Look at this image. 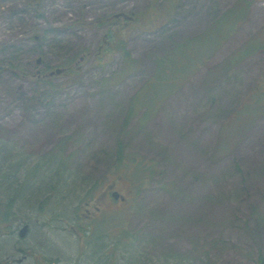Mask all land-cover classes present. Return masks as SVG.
I'll list each match as a JSON object with an SVG mask.
<instances>
[{
    "label": "rangeland",
    "instance_id": "1",
    "mask_svg": "<svg viewBox=\"0 0 264 264\" xmlns=\"http://www.w3.org/2000/svg\"><path fill=\"white\" fill-rule=\"evenodd\" d=\"M155 1L0 0V155L16 162L25 158L24 173L63 143L69 159L61 182L45 175L53 174L56 163L29 176L21 190L27 199L15 207L19 220L12 223L13 232L0 231V264H94L98 256L80 238L76 215L94 227L109 210L112 225L125 224L133 235V250L142 260L157 255L169 264H259L264 259V107L255 108L259 117L246 128L228 125L244 111L264 72V52L231 70L226 63L256 35L264 37V0L251 2L235 34L151 121L141 127L136 117L125 129L130 103L155 75V61L170 36H201L241 0H180L164 31L138 30L130 37L133 67L127 70L123 54L105 55L107 31L118 25L108 26L105 19L135 14ZM98 20L104 25L86 26ZM70 61L81 71L75 79L56 75L50 79L54 89L37 79ZM215 71L219 75L206 81ZM210 82L214 86L208 87ZM231 137L221 156V142ZM119 141L128 158L159 165L138 198L129 178L116 172ZM109 189L128 201L115 202L110 194L97 199ZM48 195L49 202L39 207ZM122 211L126 220L119 223L114 212ZM26 224L30 231L22 239L18 232Z\"/></svg>",
    "mask_w": 264,
    "mask_h": 264
},
{
    "label": "trees",
    "instance_id": "2",
    "mask_svg": "<svg viewBox=\"0 0 264 264\" xmlns=\"http://www.w3.org/2000/svg\"><path fill=\"white\" fill-rule=\"evenodd\" d=\"M179 1L180 0H169L166 4L162 3L158 5L159 1L156 0L149 7L135 14H124L119 18L112 15L106 18L105 20L108 22V26L116 22L118 25L115 29H109V31H107V36H105L106 38L103 41L106 43L105 55L108 56L115 53L123 54L124 58L128 61L127 70L132 69L133 59H131L126 45L130 37L138 30L148 33L164 31L167 25L175 20ZM252 1L254 0H241L236 8L227 11L222 19L217 20L215 24L211 26V29H208L201 36L192 38L171 35L170 38L172 41L168 42V48H166L155 61V75L149 79L145 87H143L132 99L123 127L127 129L132 120L136 117H139L138 120L141 123V127L151 121L161 109L163 103L171 95L188 84L198 71L204 69L210 63L213 55L235 34L241 22L244 20V12L248 6L251 5ZM101 22L102 21L98 20L94 23H87L86 26L96 25L101 27L104 25V23ZM79 24L85 25L83 22ZM261 52H264V37L256 35L247 45L239 49L235 55L227 59L226 63L229 67L228 69L231 70L232 66L233 68L239 67L242 62ZM84 57L86 58V55H84ZM73 61L64 64L61 69L65 70L62 74L63 76L69 75L72 79H75L79 76L81 71ZM219 73L220 72L217 71L213 73L209 72L206 74V81L218 76ZM45 75L48 76L47 73L41 74V77L37 76V79L41 78L40 80L38 79L39 82L50 84V88H53L54 84L51 83L49 77L45 78ZM108 81H110V79H106V82ZM211 83L212 82H210L208 87L214 86L213 83L212 85ZM263 86L264 72L257 80L253 91L250 90L248 93L245 100L246 108H244V111H241V113L236 115L235 118H232L228 123L231 128L230 130L237 127L246 128L252 121H255L259 117V114H257L258 111L256 110L264 107ZM251 108L254 109L251 110ZM232 141L231 137L229 141L227 139L221 142L219 152L221 156L227 155L229 151L227 149L228 145H231ZM65 144L66 143H63L60 145L61 148H56L50 154L40 158L26 173L22 170L25 164V158H23L22 162H16L13 161V159H3L0 155L1 234L7 235L12 233V223L19 220L16 215L15 207L20 200L23 199L22 202H24L26 195L23 197L22 191L26 190L25 183L30 182V175L35 176L38 171L47 172V170H51L52 165L56 163L53 174L45 175H47L50 180L58 179L55 181L56 183L65 176L66 173H64V171L69 167V159L64 156ZM125 150L126 145L123 141H119L117 144L116 172L120 174V177L129 178V182L131 183L130 192L135 198H138L149 188L150 184H152L159 165L151 159H149L148 162L142 157L128 158ZM4 155L9 157L7 154ZM117 168L119 170H117ZM24 176V180L21 181ZM50 187L52 191L57 189V185L52 186L51 184ZM2 197H6V199L2 200ZM99 197L100 198H97L98 200L104 201L107 195L104 192ZM87 198L91 199L93 196L90 195ZM49 199L50 195L40 200L39 207H44L49 202ZM124 212L125 211L114 212L115 215L113 218L115 219L118 214L120 215L118 219L119 223L124 222L126 220L125 214L127 213ZM112 214L111 210L106 212V215L99 218L94 227L92 226L93 222L88 221V223L84 224V218L80 216V214L76 215V223L78 222L81 225H77L79 226L80 238L83 239L88 248L92 247L95 249L93 256L96 254L98 256L94 264H169V262L157 258V255L155 258L149 256L148 259L142 260V256H140L137 251L133 250V246L135 245L133 235L129 232L125 224L121 225L119 228L113 226L112 222L114 220L112 219ZM175 264L183 263L178 261ZM259 264H264L263 258H261Z\"/></svg>",
    "mask_w": 264,
    "mask_h": 264
},
{
    "label": "water",
    "instance_id": "3",
    "mask_svg": "<svg viewBox=\"0 0 264 264\" xmlns=\"http://www.w3.org/2000/svg\"><path fill=\"white\" fill-rule=\"evenodd\" d=\"M41 62H42V59H38V64H41ZM61 72H62L61 70L56 71L57 74H61ZM114 197H116L118 199L120 197L119 193L116 192L114 194ZM28 232H29V226L25 225L22 229H20L19 236L21 238H25L27 236Z\"/></svg>",
    "mask_w": 264,
    "mask_h": 264
}]
</instances>
